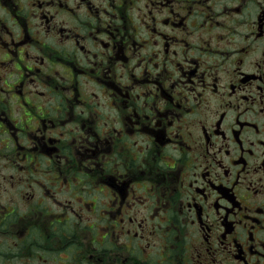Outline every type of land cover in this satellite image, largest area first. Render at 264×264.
Wrapping results in <instances>:
<instances>
[{
	"label": "clouds",
	"instance_id": "clouds-1",
	"mask_svg": "<svg viewBox=\"0 0 264 264\" xmlns=\"http://www.w3.org/2000/svg\"><path fill=\"white\" fill-rule=\"evenodd\" d=\"M0 264H264V0H0Z\"/></svg>",
	"mask_w": 264,
	"mask_h": 264
}]
</instances>
